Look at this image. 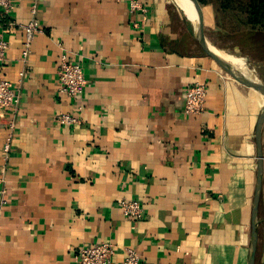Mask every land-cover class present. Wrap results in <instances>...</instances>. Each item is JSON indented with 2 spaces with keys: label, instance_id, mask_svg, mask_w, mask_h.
I'll return each instance as SVG.
<instances>
[{
  "label": "crops",
  "instance_id": "0c3cea01",
  "mask_svg": "<svg viewBox=\"0 0 264 264\" xmlns=\"http://www.w3.org/2000/svg\"><path fill=\"white\" fill-rule=\"evenodd\" d=\"M130 1L13 0L0 15L9 42L0 78L20 98L0 114V264H77L76 249L100 242L117 261L131 247L141 264H248L264 94L226 75L194 37L190 0H180L185 11L176 0H137L144 22ZM199 11L204 37L223 47V30L205 27L213 10ZM32 18L43 32L22 57ZM61 54L87 79L78 98L58 94ZM194 82L206 85L204 109L185 115ZM79 104L80 123H56ZM261 151L253 264H264V121ZM123 199L140 201L144 217L123 216Z\"/></svg>",
  "mask_w": 264,
  "mask_h": 264
},
{
  "label": "built area",
  "instance_id": "2783aa9c",
  "mask_svg": "<svg viewBox=\"0 0 264 264\" xmlns=\"http://www.w3.org/2000/svg\"><path fill=\"white\" fill-rule=\"evenodd\" d=\"M34 3L36 0H33ZM32 5V12L35 11V5ZM13 0H0V15L8 16L13 10ZM129 11L140 17V22H144L147 14V7L137 0L129 3ZM137 27L138 23L135 22ZM23 39L21 41V55L26 57L30 51L31 41L36 33H42L43 28L36 18L21 27ZM7 30L0 24V66L2 65L7 52L9 42L4 38ZM58 94L69 99H75L81 96L87 85V79L83 74L79 62L71 61L65 54H61L56 67ZM206 85L204 83L194 82L185 89L183 113L185 115H197L204 109L206 97ZM19 95L14 85L6 78H0V114L7 111H15L19 104ZM82 106L76 105L75 112H60L56 115V123L60 126H70L80 123L79 112ZM9 128L14 127V122L9 121ZM9 143L3 145L4 152H7ZM6 203L5 189L0 179V207ZM119 209L123 216L139 220L144 217V207L138 200H120ZM74 259L77 264H141L140 255L134 248H126L123 257L115 260L114 246L107 242L95 243L80 247L74 251Z\"/></svg>",
  "mask_w": 264,
  "mask_h": 264
},
{
  "label": "rangeland",
  "instance_id": "374dc122",
  "mask_svg": "<svg viewBox=\"0 0 264 264\" xmlns=\"http://www.w3.org/2000/svg\"><path fill=\"white\" fill-rule=\"evenodd\" d=\"M196 1H197L196 7H198L199 9L202 7L204 9H207L209 7V9L212 12L213 0H202V2H199L198 0ZM238 1L239 0L228 1L229 7L236 5ZM213 5L215 8L216 5L215 4ZM218 13L220 15V21L222 22V24H224L225 26L229 25L230 21H232L231 20L232 18L229 17V14L224 11ZM208 16H209V12L207 16L204 18V21L207 22V25L205 27H216L215 25H213V18H209ZM196 22H197L196 24H198L199 19H196ZM220 35L222 37H217L216 41L217 43L219 42L223 47L214 48L217 51V53L224 59L241 60L246 65L244 64L245 66L236 68V70L245 71L248 69L257 76L256 78H258V80L264 83V34H262L261 32V35H257L253 37L252 40L249 39L248 36L244 33L243 34L222 33ZM249 42H251L253 45L249 46ZM222 71L226 75H228V73L224 71V69H222Z\"/></svg>",
  "mask_w": 264,
  "mask_h": 264
},
{
  "label": "trees",
  "instance_id": "16d2710c",
  "mask_svg": "<svg viewBox=\"0 0 264 264\" xmlns=\"http://www.w3.org/2000/svg\"><path fill=\"white\" fill-rule=\"evenodd\" d=\"M198 1L202 2V0ZM228 1L230 0H213L212 2L214 25L223 30L222 33H244L251 40L261 35V32L264 34V0H239L232 7H229ZM213 4L216 5L215 8ZM222 11L227 12L232 18L227 26L220 21L218 12ZM250 45L253 44L249 42Z\"/></svg>",
  "mask_w": 264,
  "mask_h": 264
},
{
  "label": "water",
  "instance_id": "95a60500",
  "mask_svg": "<svg viewBox=\"0 0 264 264\" xmlns=\"http://www.w3.org/2000/svg\"><path fill=\"white\" fill-rule=\"evenodd\" d=\"M192 3V6L199 15L200 19V11L199 8L196 7V0H190ZM188 23L189 27L193 31L194 37L206 47L208 50V53L214 58V60L218 63V65L226 71L231 78H233L235 81L250 87V88H255L258 89L259 91L264 93V83L261 82L260 80L258 81H248L240 76L236 75L233 73L228 66L226 65V62L219 56L217 55L213 50H212V45L211 43L204 37L203 33L201 32L200 28L201 25L200 23L197 24V26L194 23V18L188 17ZM264 121V107L258 116L257 122H256V147H257V158H258V165H257V181H256V192L254 196V205H253V218H252V235H251V246H250V254H249V259H248V264H253V257H254V248H255V243L257 239V218H256V211H257V205H258V200H259V195H260V189H261V179H262V151H261V126Z\"/></svg>",
  "mask_w": 264,
  "mask_h": 264
},
{
  "label": "bare ground",
  "instance_id": "6f19581e",
  "mask_svg": "<svg viewBox=\"0 0 264 264\" xmlns=\"http://www.w3.org/2000/svg\"><path fill=\"white\" fill-rule=\"evenodd\" d=\"M176 2L179 4V6L181 8H183V10L185 11L182 3L180 2V0H176ZM186 13V12H185ZM187 15V14H186ZM187 17H189V15H187ZM212 50L217 54V51L214 49V47H212ZM220 56V55H219ZM221 57V56H220ZM222 58V57H221ZM225 62H226V65L228 66V68L233 72L235 73L236 75L240 76L241 78L245 79V80H248V81H258V78H255L257 77L254 73H252L253 75H244V74H241L239 73L238 71H236V68H239V67H242V66H245L246 64L244 62H242L241 60L239 59H224L222 58ZM245 64V65H244ZM229 75V74H228ZM258 75V74H257ZM230 76V75H229ZM251 78H255V79H251ZM258 90V89H257ZM261 92V91H260ZM263 93V92H262ZM264 94V93H263Z\"/></svg>",
  "mask_w": 264,
  "mask_h": 264
}]
</instances>
